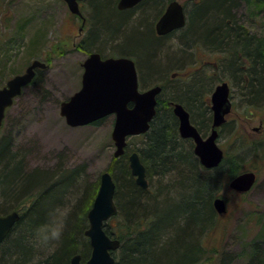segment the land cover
Masks as SVG:
<instances>
[{"label":"rangeland","instance_id":"rangeland-1","mask_svg":"<svg viewBox=\"0 0 264 264\" xmlns=\"http://www.w3.org/2000/svg\"><path fill=\"white\" fill-rule=\"evenodd\" d=\"M148 1H155L153 5L157 7L150 17L147 18L146 14L141 17L146 23L145 30L139 33L133 29L124 45L109 44L98 50L91 48L89 52H99L103 57L113 58L121 56L123 52L133 53L130 57L135 59L138 66L140 90L162 83H168L166 90L190 85V77L194 84L197 81L205 82L206 88L201 92L200 100L209 126L210 94L217 84L228 82L232 111L227 116L226 124L218 129L217 142L231 165V160L239 159L241 165L238 174L252 171L256 174V183L249 192L239 194L228 188V175H220L221 187L213 197L225 201L226 211L222 215L215 212L213 226L198 237V242H202L208 253L207 258L201 254L199 258L204 261L201 264H205L206 260L209 264H264V98L250 101L249 96L242 94L241 86L249 82L245 60L241 61L242 76L234 80L222 66L227 54L212 52L199 40L189 45L182 44L185 27L166 38H156L154 25L172 0ZM176 1L184 6L187 18L192 6L200 2ZM207 2L202 0L205 5ZM233 3L232 13L240 26L255 38H262L264 0H233ZM80 10L85 17L83 26L81 19L69 12L63 0H0V88L13 76L23 73L35 59L47 66L37 73L36 81L27 86L8 109L0 128V141H10V151L18 154L27 173L38 170L52 174L57 172L58 167L67 171L80 168V182H83V186H92L97 180L99 182L100 173L111 165L114 158L115 146L111 139L114 115L107 116L98 124L77 128L69 127L59 115L60 103L81 86V64L88 52L80 48V42L89 34L88 44H96L99 29L96 20L99 17L100 20H107L103 3L99 0H91L89 5L87 0L80 3ZM97 10L101 12L99 17ZM129 11V19L141 16L138 8ZM118 13L120 21L126 18V15H121L125 11ZM117 23L112 28H116ZM148 27L154 39L160 40L164 47L175 53L171 56L175 64L167 65L162 74L154 76L141 70L144 68L142 59L149 65L154 54L155 42ZM155 65L152 64L153 67ZM233 66L234 63L229 62L226 68L231 72ZM162 96H168L166 91ZM162 107H166L165 104ZM209 131L210 127H207L204 132L208 134ZM141 145L142 138L130 139L127 150L130 152ZM187 147L191 150V143L187 142ZM226 166L224 171L229 168ZM31 179L40 182L44 175L39 173ZM148 182L153 194L156 179H148ZM38 191V188L33 189L32 194ZM77 197H80L79 192L74 201ZM1 206H6L5 201L0 202ZM13 207L7 208L12 210ZM111 225L112 231H117L116 220Z\"/></svg>","mask_w":264,"mask_h":264},{"label":"trees","instance_id":"trees-1","mask_svg":"<svg viewBox=\"0 0 264 264\" xmlns=\"http://www.w3.org/2000/svg\"><path fill=\"white\" fill-rule=\"evenodd\" d=\"M87 1L89 5L91 0ZM99 1L103 3L107 20H100L101 12L96 11L99 17L96 20L99 23L96 44H88L89 34L80 42V48L88 53H91V48L98 50L109 44L124 45L133 29L139 33L146 29L141 17L144 14L150 17L157 7L153 5L155 1L144 0L136 7L141 12L139 18L129 19L127 13L131 11H125L120 13L126 15L125 21H120L115 0ZM201 3L202 0L194 4L188 12L182 44L189 45L199 40L212 52L227 54L222 66L234 80L242 76L241 61L245 60L249 82L241 86L242 94L249 96L250 101L264 98V36L257 39L240 26L232 13L233 0H208L207 5ZM116 22H119L116 28H112ZM148 32L155 42L151 61L156 65L153 67L151 61L147 65L142 59L144 68L141 70L150 75L162 74L167 65L175 64L171 60L175 53L164 47L160 40L154 39L150 28ZM123 53L121 56L133 54ZM229 62L234 63L231 72L226 68ZM190 79V85L177 86L166 90V93L167 97L177 98L183 103L191 122L203 134L209 126L200 100L206 83L197 81L194 84L193 78ZM158 107L149 130L144 135L128 139L129 142L133 138H142V145L130 152L139 154L147 180L156 179L154 193L151 194L149 182L146 190L135 184L128 167V144L124 154L113 158L107 168L115 183L117 212L104 224V231L120 242L118 250L113 253L114 264L204 263L199 256L201 254L207 258L208 253L202 242H198V237L212 227L216 219L212 201L214 193L221 187L220 175L227 174L231 179L238 174L241 165L238 158L237 162L236 159L231 160V165L224 154L218 167L210 170L201 167L192 149L186 148L187 141L179 137L177 121L171 110ZM224 166L229 167L227 171H224ZM39 173L44 175L42 181L30 180ZM81 178L80 168L67 171L58 167L57 172L52 174L38 170L27 173L18 154L10 151V141H0V202L6 203L5 207H0V215L10 211L20 214L19 220L2 242L0 264H69L75 254L81 255L82 263L88 259L91 249L84 232L88 228L87 211L91 208L99 182L97 180L92 186H83ZM37 188L38 193L32 194L33 189ZM78 192L80 197L74 201ZM12 206V210L7 208ZM63 208H69L70 211L65 217L61 238L42 241L39 229L51 223L53 215ZM113 220H116L115 232L112 231ZM205 264L209 262L206 260Z\"/></svg>","mask_w":264,"mask_h":264},{"label":"water","instance_id":"water-1","mask_svg":"<svg viewBox=\"0 0 264 264\" xmlns=\"http://www.w3.org/2000/svg\"><path fill=\"white\" fill-rule=\"evenodd\" d=\"M69 11L82 18L79 2L84 0H63ZM143 0H118L117 9H130ZM183 6L177 1L167 4L163 14L155 25L158 35H165L185 25ZM84 23V20H83ZM82 23V24H83ZM46 65L33 60L22 74L9 79L0 88V127L6 110L21 95L22 89L28 86L35 77L36 69H44ZM83 73L80 89L68 100L60 103L59 115L69 127H80L91 124L106 116L114 115L111 139L115 146V158L124 154L128 137L144 134L156 114V98L161 92L160 86H153L139 91L137 72L134 61L128 57L102 59L99 53H90L82 63ZM229 86L222 82L215 86L210 95L212 112V129L206 138H202L191 124L188 112L181 104H175L173 113L178 118V133L182 139H191L194 143L193 153L205 169L218 167L223 159V151L216 143L217 128L231 112ZM128 164L135 184L141 189L148 188L145 167L137 152L128 156ZM254 172H243L233 177L228 188L236 193L249 192L254 186ZM115 183L108 171L99 177V186L90 210L87 212L88 228L84 235L89 239L90 256L84 264H114L112 253L119 248L120 242L109 237L103 230V224L116 212L114 203ZM214 210L222 215L226 211L225 201L216 197L212 201ZM16 211L0 215V244L8 236L15 223L19 220ZM69 264H82L81 255L75 254Z\"/></svg>","mask_w":264,"mask_h":264},{"label":"flooded vegetation","instance_id":"flooded-vegetation-1","mask_svg":"<svg viewBox=\"0 0 264 264\" xmlns=\"http://www.w3.org/2000/svg\"><path fill=\"white\" fill-rule=\"evenodd\" d=\"M144 1V0H143ZM117 2H118V0H117ZM141 3V2H140ZM139 3V4H140ZM139 4H137L136 6H134V7H132V8H130V9H126V10H123V11H129V10H132V9H134V8H136ZM115 7H116V11L117 12H123V11H120V10H118L117 9V3H116V5H115ZM166 7V6H165ZM165 9V8H164ZM164 11V10H163ZM163 13V12H162ZM162 13H161V15H162ZM160 15V16H161ZM160 16H159V18H160ZM158 18V19H159ZM158 19H157V21H158ZM157 21H156V23H157ZM156 23H155V25H156ZM155 25H154V32H155V36H156V38H159V39H163V38H166V37H168V36H170V35H172V34H174L176 31H178V30H176V31H171L170 33H167V34H165V35H158L157 33H156V30H155ZM155 38V39H156ZM101 55V54H100ZM101 58L102 59H104L105 57H103L102 55H101ZM133 58V57H132ZM133 61H134V63H135V68H136V71H137V75H138V69H137V64H136V62H135V59H133ZM141 75V74H140ZM171 83V82H170ZM138 84H139V76H138ZM167 85H168V83H162L161 85H155V86H160L161 87V92L159 93V95L157 96V98H156V106H155V108H156V113H157V108H159L158 106H164V104H165V106L166 107H162V110H171V112H172V114H173V116L175 117V119H176V121H177V131H178V118L175 116V114L173 113V108H174V105L175 104H181L183 107H184V105H183V103H181L177 98H169V97H166V98H162L163 96V93L166 91V87H167ZM153 87V86H152ZM147 89H149V88H147ZM147 89H145V90H147ZM164 89H165V91H164ZM139 90H140V88H139ZM140 91H144V90H140ZM184 109L187 111V109L184 107ZM188 112V111H187ZM188 114H189V112H188ZM156 115V114H155ZM155 117V116H154ZM154 117H153V119H154ZM152 119V120H153ZM189 119H190V114H189ZM211 120H210V126H208V127H210V131H211V129H212V114H211V118H210ZM151 120V121H152ZM190 121H191V119H190ZM192 123V122H191ZM193 124V123H192ZM226 124V123H225ZM224 124V125H225ZM150 125V124H149ZM194 125V124H193ZM196 127V126H195ZM198 130V129H197ZM210 131H209V133H210ZM198 132H199V134L201 135V137H203V138H205V137H207L208 135H209V133L208 134H205V132L202 134V133H200V131L198 130ZM179 134V133H178ZM183 140H186L188 143H191V148H192V153H193V148H194V143L192 142V140L191 139H183ZM193 155H194V153H193ZM195 156V155H194ZM198 160V159H197Z\"/></svg>","mask_w":264,"mask_h":264},{"label":"clouds","instance_id":"clouds-1","mask_svg":"<svg viewBox=\"0 0 264 264\" xmlns=\"http://www.w3.org/2000/svg\"><path fill=\"white\" fill-rule=\"evenodd\" d=\"M69 211V208L58 209L53 215L51 223L39 229V238L44 242L59 240L65 227V217L68 215Z\"/></svg>","mask_w":264,"mask_h":264},{"label":"bare ground","instance_id":"bare-ground-1","mask_svg":"<svg viewBox=\"0 0 264 264\" xmlns=\"http://www.w3.org/2000/svg\"><path fill=\"white\" fill-rule=\"evenodd\" d=\"M202 93H203V92H202ZM89 210H90V209H89ZM89 210H88V211H89ZM88 211H87V212H88Z\"/></svg>","mask_w":264,"mask_h":264}]
</instances>
